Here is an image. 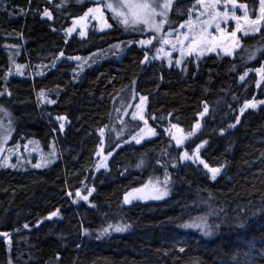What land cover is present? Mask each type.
Listing matches in <instances>:
<instances>
[{"label":"trees","instance_id":"1","mask_svg":"<svg viewBox=\"0 0 264 264\" xmlns=\"http://www.w3.org/2000/svg\"><path fill=\"white\" fill-rule=\"evenodd\" d=\"M98 2L0 0V105L16 138L58 148L46 167L0 168V264H223L241 260L253 241L261 254L253 264H264V103L240 111L264 101L256 71L264 67V26L243 36L233 55L188 57L178 68L145 61L146 49L134 45L121 60L104 58L74 76V59L148 35L107 9L109 30L89 20L84 37L69 34ZM238 2L250 19L258 16L259 0ZM195 4L174 0L162 32L183 24ZM140 103L144 119H133ZM205 107L199 130L178 146L166 130L175 124L187 135ZM145 125L156 135L136 143ZM197 145L200 159L224 174L212 179L202 163L180 159ZM100 151L110 156L101 170ZM166 176V198L133 193ZM128 193L137 197L130 206ZM198 216H207L211 235L183 226Z\"/></svg>","mask_w":264,"mask_h":264},{"label":"snow or ice","instance_id":"2","mask_svg":"<svg viewBox=\"0 0 264 264\" xmlns=\"http://www.w3.org/2000/svg\"><path fill=\"white\" fill-rule=\"evenodd\" d=\"M178 2V0H175ZM221 0H196V5L194 8L198 7L201 9L199 14L197 15L195 21H193L192 11H189V19L182 24L181 28H187V32H181L176 36V43L172 44V48L175 49L177 45L180 46L181 56L187 54L191 56L196 54L198 57L204 55L206 51L211 52L215 51L221 45L224 46V51L226 54H231L232 51L239 47V41L237 39V32L242 29V27L247 26L251 28L253 32H259L261 27L264 26V0H259V15L255 19H250L248 16L247 5L246 4H238L237 0H224V11L219 10V5ZM174 0H99L97 6L94 8H89L88 11L84 14V17H81L80 20L83 21L85 17H88L89 14H94L93 18L98 19L102 22L104 27L110 28L111 25L107 23L105 19L104 12L105 9L111 12L112 18L116 19L119 23L123 24L126 28L132 27L134 30L139 28L143 25L146 29L151 30L153 33L162 32L164 26L170 23L169 13L173 8ZM229 6H231V11H229ZM239 9L244 10L243 16H237L236 12ZM44 15L51 18V13L45 9ZM200 17H206V19H201ZM233 19L236 21V30L231 31L230 33H226L225 30L221 27V21H228L229 19ZM243 21V25L241 24ZM76 21H74V24ZM214 29L218 35H213V32L210 31ZM143 30V29H141ZM72 31L71 29L69 32ZM83 31H81V35H83ZM247 35V31L244 33ZM169 36L172 35V32L168 33ZM230 41V43H228ZM142 46L143 45H150L152 44V40H141L139 42ZM161 43L163 44H170L171 41L168 39H164L161 37ZM158 52H163V48L157 49ZM259 51V49L257 50ZM167 56L171 57V53H165ZM63 53H61V56ZM255 52L249 55V59L254 58ZM156 58V57H154ZM79 59V58H77ZM148 57L145 55V61H147ZM171 59H169V63L171 64ZM177 65L181 63V60L177 59L175 61ZM18 68L20 66H17ZM256 71L260 74L262 80H264V67L260 69H256ZM247 75V73H245ZM241 80L244 79L242 75L240 77ZM259 86V81L257 82ZM3 95V93H0ZM11 95V93H9ZM43 96V91L40 93ZM145 97H141V102L145 100ZM50 103H54V101H49ZM260 103H264L261 101ZM257 105L255 102H246L244 107L241 108V113L244 112L247 108H255ZM137 108L140 109V105H137ZM208 108L205 107L204 112H207ZM0 112H3L5 115H9L6 109L0 107ZM204 113H201L203 116ZM136 113L133 114V119L136 118ZM140 119L143 120V115L140 116ZM147 124V121H145ZM4 125L0 122V132H2ZM63 128V124H61V129ZM199 123L195 125L193 132L188 133L189 136L193 135L196 129H199ZM172 129H175L176 132H172L170 129L166 130L169 131L172 135V138L175 139L177 145H181L184 143L186 139L183 135H177V133L181 132L177 125H172ZM8 131H11V121L9 120L8 123ZM144 131V130H141ZM151 135H156L154 129L148 130ZM223 131V130H222ZM103 134V130H101ZM7 135L0 136V142H4L7 139ZM135 139V137H134ZM136 143H140V139H136ZM206 143V142H205ZM201 145H197L196 152L194 155L198 158V152ZM3 149L0 148V152ZM193 157L188 154L187 151L180 157L181 160H189ZM49 161H45L44 164H37L35 167H42L46 166ZM204 165L206 169L212 174V179H216L217 174L220 172V168H213L209 167L207 163L203 160L200 161ZM6 166V165H0ZM99 167V166H98ZM160 182L156 181L154 184L151 185V191L149 194H143V189H134L133 193L140 194L139 198L141 199H162L164 196L168 194L167 191V184H168V177H165L163 184L165 187L159 186ZM149 185H145V188H148ZM94 189L89 190V194ZM71 195V194H69ZM80 192L77 191L76 196H80ZM137 198L133 196L132 193H128L125 195L124 203H131V199ZM82 199L87 200L88 197L84 196ZM51 215L55 216L57 213H52ZM184 227H193L197 228L203 232L204 235L208 236L212 234L211 228L207 222V216H198L196 217L192 223L183 225ZM25 228L28 227L26 224ZM113 226L109 225V228ZM130 227V225H116L114 230L117 232L125 231ZM109 231L108 228L104 229L102 234L107 233ZM2 235L7 236V233H3ZM99 238V237H97ZM180 251H184L183 248Z\"/></svg>","mask_w":264,"mask_h":264},{"label":"rangeland","instance_id":"3","mask_svg":"<svg viewBox=\"0 0 264 264\" xmlns=\"http://www.w3.org/2000/svg\"><path fill=\"white\" fill-rule=\"evenodd\" d=\"M237 3L241 4V3L238 2V0H237ZM223 5H224V0H221V3L219 5V10L220 11H224L225 10ZM96 6H93L92 8H94ZM192 10L193 11H192V17L191 18L193 19V21H195L197 15L201 11V9L198 8V7H196V8L193 7ZM228 10L231 11V6H229ZM243 14H244V10L243 9H239L236 12L237 16H243ZM93 15L94 14H89V16L85 17L83 21H81L80 18L84 17V15L79 17V18H77L75 20L76 23L74 24L73 28L71 29L72 31H70V32L68 31L69 34H73L74 32L78 31L79 34L81 35V31H83L84 34L81 35V36L84 37L86 35V32H87V26H88L89 20L95 21L97 23V26H98V29H99L100 32L109 30L111 28V27L110 28L104 27L100 20L93 18ZM104 16H105V19L107 20V23L111 25L110 21L108 20L106 12H104ZM200 18L201 19H206V17H200ZM241 24L243 25V21H241ZM180 26H178L176 29H173V30H170V31L153 33L151 30H148L143 25H141L140 27H143V28L146 29V33L148 34L146 37H141L139 39H136L135 41H129V42H126L124 44H117L115 46L110 47L106 51H102V52H99V53L95 54L91 59H83V58L74 59L73 63H74V66H75V70L73 71V75L74 76L80 75L81 72L84 69H87V68H89L91 66H94L96 64H100L103 61L104 58H118L119 60H121L125 56V53L127 52V50L130 47L134 46V45H136V46H138L140 48H145L146 49L145 54L147 55L149 61H155V62H158V63L166 62L167 64L175 65L178 68L182 67L184 61L188 57H193L197 61L201 57L206 56V55H210V54L229 55V54H226V52L224 51V46L225 45L222 44L221 47H218L215 51H211V52L206 51L204 53V55L199 56V57L196 54H193L191 56H188L187 54H185L184 56H181L180 46L179 45H177V47L175 49L172 48V44L176 43V36L179 33H181V32H187V28L186 27L185 28H181ZM221 27L225 30L226 33H230L231 31L236 30V21L231 19V18L228 21H226V22L225 21H221ZM210 31L213 32V35H218V33H216L214 29H211ZM245 31H247L248 34L253 33L251 28H248L247 26L242 27V29L237 32V39L239 41V45H240L241 38L243 36H246L244 34ZM169 32H172L171 36L168 35ZM161 37H163L164 39L170 40L171 43L170 44L161 43ZM141 40H152V44L143 45L142 46L139 43ZM228 43H230V41H228ZM239 47L235 48L230 55H233L235 53V51ZM160 48H163L164 51L163 52H158L157 49H160ZM167 52L171 53V57H169V56H167L165 54ZM154 57H156V58H154ZM169 59H171V61H172L171 64L169 63ZM177 59L181 60V63L179 65H177L175 63V61ZM81 65H83V68H77V67H80ZM259 76H260V74H259ZM250 102H255L256 105H257L256 107H258V105L261 104L260 103L261 101H255L254 100V101H250ZM139 105H140V109H138L136 107V109L133 112V114L134 113L137 114L135 119H140V116L143 115V105H141V103ZM0 107H2L3 109H6L3 105H0ZM7 113H8V110H7ZM203 113L205 114L206 112H203ZM133 114H132V117H133ZM9 120L11 121L9 115H5L3 112H0V122H2L3 125H4V128H3L2 132H0V136L6 134L7 137H8L6 139V141L0 142V148L3 149V151L0 152V165L15 166L16 168H21L22 169V168L27 167V166L35 167V165H37V164H44L45 161H49L46 164V166H48V165L52 164L53 162H55V160H57L58 148H57L55 143H52L50 149L48 151H46V150H43L40 147L39 143L37 141H35V140H31V141L23 140V139L20 140V139L16 138V134H15V130H14V127L12 125V122H11V131L10 132L8 131ZM198 123H199V125H201V115H200L199 121L196 124H198ZM57 124H58L59 128L61 129V124H63V126H64V120L63 119H59ZM149 129H154V128H152L150 125H145L141 129V130H144V131H141V130L138 131L137 133H135L133 135L132 139L135 142H136V139H140V143H141L143 141H146V140L154 138L155 135H151L149 133V131H148ZM169 129L172 132H176V130L172 129V127H170ZM198 130L199 129H196L194 133H196ZM167 132L172 137L170 132L169 131H167ZM120 134H121V130L117 129L116 130V135L119 136ZM177 135H183V136L186 137V139L184 140V143L181 144V145H178L180 147H183L185 145L186 141L188 140V136L189 135L188 134L185 135L182 130H181V132L177 133ZM134 137H135V139H134ZM16 139H18V140H16ZM174 141H175V139H174ZM202 146L203 145H201V147ZM194 153H188L190 156L193 157L192 159L183 160V161L185 163H188V162L189 163L190 162H200L201 159L199 157V154H198V158H197L194 155ZM109 157L110 156L106 155L103 151L99 152V169L100 170L107 167V163H108ZM46 166H42V167H46ZM1 167H5V166H0V168ZM42 167H40V168H42ZM220 174H224V172L222 171L221 168H220V172L217 174V176L220 175ZM156 181H158V180H154V181L151 180L150 182H148L147 185H149V187L145 188V190L143 191V194H149L150 191H151V185L154 184ZM159 182H160V184H159L160 187H165V185L163 184V181H159ZM170 186H171L170 182H168V184L166 186L168 194L170 192ZM166 196H164L162 199L166 198ZM138 199H141V198L138 197ZM148 199H153V198H148ZM132 200H134V199H132ZM142 200H145V199H142ZM159 200H161V199H159ZM185 238H186L185 235L181 236L180 239H179L180 242L183 241ZM245 248H246V251L243 254V257H242L241 260H235V261H231V262L223 263V264H253V263H255L257 261V258L261 255L259 252H257V249L255 247V242L253 241L251 243L246 244Z\"/></svg>","mask_w":264,"mask_h":264},{"label":"water","instance_id":"4","mask_svg":"<svg viewBox=\"0 0 264 264\" xmlns=\"http://www.w3.org/2000/svg\"><path fill=\"white\" fill-rule=\"evenodd\" d=\"M130 205H131V203H128V204H127V206H130Z\"/></svg>","mask_w":264,"mask_h":264}]
</instances>
